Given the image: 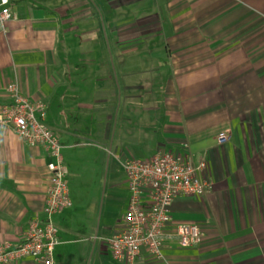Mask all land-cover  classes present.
Here are the masks:
<instances>
[{
    "label": "crops",
    "instance_id": "crops-1",
    "mask_svg": "<svg viewBox=\"0 0 264 264\" xmlns=\"http://www.w3.org/2000/svg\"><path fill=\"white\" fill-rule=\"evenodd\" d=\"M11 9L0 30V109L13 82L46 103L68 185L87 176L53 217L56 264H264V0H11ZM117 132L122 161L185 153L186 142L194 164L207 160L211 188L170 209L172 224L200 227L201 243L169 240L162 259L112 257L129 198L116 219L101 208L102 160ZM49 161L43 146L0 129V244H17L44 218Z\"/></svg>",
    "mask_w": 264,
    "mask_h": 264
},
{
    "label": "built area",
    "instance_id": "built-area-1",
    "mask_svg": "<svg viewBox=\"0 0 264 264\" xmlns=\"http://www.w3.org/2000/svg\"><path fill=\"white\" fill-rule=\"evenodd\" d=\"M16 15L11 0H0V30ZM12 100L0 109V129H10L30 145L43 146L50 157L46 187L44 218H33L24 238L17 244H0V264H11L31 258L36 264H56L55 248L59 243L54 215L73 205L68 185L69 169L62 152V143L45 123L47 105L21 94L16 82L8 85ZM227 133L218 136L226 142ZM185 150L158 151L150 158L127 157L122 161L128 204L121 229L108 240L112 257L122 263H133L143 253L154 259L163 258V247L176 239L181 247L201 243L203 233L193 223L172 224L170 209L180 196L200 197L211 188L208 162L204 158L194 164Z\"/></svg>",
    "mask_w": 264,
    "mask_h": 264
},
{
    "label": "rangeland",
    "instance_id": "rangeland-1",
    "mask_svg": "<svg viewBox=\"0 0 264 264\" xmlns=\"http://www.w3.org/2000/svg\"><path fill=\"white\" fill-rule=\"evenodd\" d=\"M113 129H112V142L115 133L116 121H114ZM119 131V130H118ZM118 133L116 134L113 149L116 146L120 145V150L125 146L124 143H120L118 140ZM87 153H94L92 150H88ZM116 152V149L113 150L112 153H106L103 157L102 164H103V181H102V190H101V199H102V206L104 204L105 211L111 212V218H118L124 211L126 207V200L129 197V193H127L125 188L126 183V173L122 164V159L119 157V154ZM74 180V181H73ZM70 178V190H72V186H77L78 183H84L87 180V176L83 177V179H77L73 177ZM83 181V182H82ZM102 212V210H101ZM101 218V217H100Z\"/></svg>",
    "mask_w": 264,
    "mask_h": 264
}]
</instances>
